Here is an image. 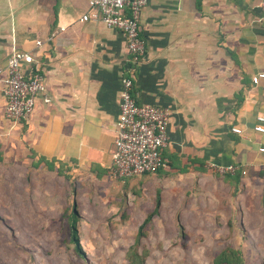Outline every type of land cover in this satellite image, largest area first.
<instances>
[{
	"label": "crops",
	"instance_id": "crops-1",
	"mask_svg": "<svg viewBox=\"0 0 264 264\" xmlns=\"http://www.w3.org/2000/svg\"><path fill=\"white\" fill-rule=\"evenodd\" d=\"M261 1L146 0L139 17L145 52L131 92L169 110L164 166L153 174L162 184L197 175L200 204H217L228 233L226 216L264 200V135L252 129L264 116V78L251 82L264 72ZM89 11L86 0H0V65L14 50L30 54L49 97L12 123L0 86V193L16 178L54 172L46 161L107 175L126 48L119 31L79 20ZM228 164L238 169L212 167Z\"/></svg>",
	"mask_w": 264,
	"mask_h": 264
},
{
	"label": "rangeland",
	"instance_id": "rangeland-1",
	"mask_svg": "<svg viewBox=\"0 0 264 264\" xmlns=\"http://www.w3.org/2000/svg\"><path fill=\"white\" fill-rule=\"evenodd\" d=\"M58 169L60 174H27L9 190L3 187L0 264H128L124 252L163 190L166 204H158L160 219L152 215L139 240L138 250L148 252L144 264H213L215 254L229 246L240 251L242 264H264L263 196L243 213L225 215L228 233L217 204H200L197 175L182 174L162 184L156 174L117 179L63 164ZM72 203L82 255L68 239ZM241 217L245 222L239 226ZM237 233L241 239L234 240Z\"/></svg>",
	"mask_w": 264,
	"mask_h": 264
},
{
	"label": "built area",
	"instance_id": "built-area-1",
	"mask_svg": "<svg viewBox=\"0 0 264 264\" xmlns=\"http://www.w3.org/2000/svg\"><path fill=\"white\" fill-rule=\"evenodd\" d=\"M145 2L86 0L90 11L79 18L80 21L99 22L107 28L115 29L123 35L125 41L126 74L120 78L118 113L113 123V151L107 168V176L117 179L157 172L164 166L162 152L169 143V110L161 105L138 102L131 92L135 70L145 52V41L139 27L140 12ZM260 9L264 15V0L260 2ZM23 64L28 66L27 72ZM262 78L264 72H258L251 76V82L255 84ZM0 86L5 100L4 118L12 123L28 119L37 97L40 96L44 103L49 102L43 74L26 52L14 50L5 63L0 65ZM252 129L264 135L263 115L255 117ZM230 131L241 133L237 126H231ZM212 167L219 174H233L238 169L232 164Z\"/></svg>",
	"mask_w": 264,
	"mask_h": 264
},
{
	"label": "trees",
	"instance_id": "trees-1",
	"mask_svg": "<svg viewBox=\"0 0 264 264\" xmlns=\"http://www.w3.org/2000/svg\"><path fill=\"white\" fill-rule=\"evenodd\" d=\"M46 165V168L48 170H53L55 173L60 174V170L58 169V166H54L51 164V162H44ZM158 204L154 206L153 210L148 213L141 223L137 226L135 237L133 239L132 244H130L127 249L124 252V258L127 261L128 264H144L145 258L147 256V251L145 248L139 249V240L141 237H144L145 235V227L147 225H150L151 217L157 212ZM78 218V214L76 212L75 204L72 203L70 214L67 217V226H68V235L69 240L74 245V250L78 255L81 254L80 246L77 242L76 238V221ZM243 259L241 256V253L238 249L232 248V247H226L223 250H221L219 253L215 254V257L213 258V264H242Z\"/></svg>",
	"mask_w": 264,
	"mask_h": 264
}]
</instances>
